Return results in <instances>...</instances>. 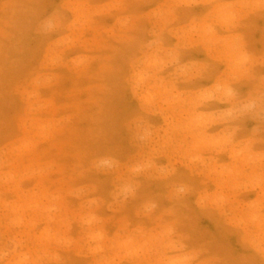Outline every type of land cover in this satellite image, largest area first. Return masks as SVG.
Listing matches in <instances>:
<instances>
[{"label":"rangeland","instance_id":"rangeland-1","mask_svg":"<svg viewBox=\"0 0 264 264\" xmlns=\"http://www.w3.org/2000/svg\"><path fill=\"white\" fill-rule=\"evenodd\" d=\"M264 264V0H0V264Z\"/></svg>","mask_w":264,"mask_h":264},{"label":"bare ground","instance_id":"bare-ground-1","mask_svg":"<svg viewBox=\"0 0 264 264\" xmlns=\"http://www.w3.org/2000/svg\"><path fill=\"white\" fill-rule=\"evenodd\" d=\"M176 264V263H175Z\"/></svg>","mask_w":264,"mask_h":264}]
</instances>
